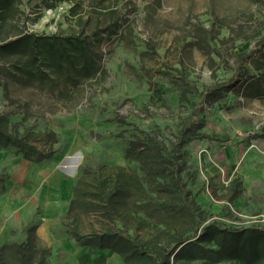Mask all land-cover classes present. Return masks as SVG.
<instances>
[{
  "label": "rangeland",
  "instance_id": "374dc122",
  "mask_svg": "<svg viewBox=\"0 0 264 264\" xmlns=\"http://www.w3.org/2000/svg\"><path fill=\"white\" fill-rule=\"evenodd\" d=\"M20 7L19 28L92 34L102 71L62 88L26 81L12 61L0 59V117L9 116V129L40 148L43 132L54 130L56 157L73 172L83 162L129 168L134 163L123 157L129 137L157 132L171 150L202 104L199 131L206 135L181 148L203 224L264 228V0H21ZM115 18L117 31L108 33ZM217 85L220 97L201 98ZM21 158L14 146L0 149V225H13V240L37 222V210L20 203L19 186L3 196ZM235 176L242 189L229 200ZM61 220L52 240L46 231L37 234L51 248L49 264H83L91 255L66 237ZM120 262L117 254L108 257L109 264Z\"/></svg>",
  "mask_w": 264,
  "mask_h": 264
},
{
  "label": "trees",
  "instance_id": "16d2710c",
  "mask_svg": "<svg viewBox=\"0 0 264 264\" xmlns=\"http://www.w3.org/2000/svg\"><path fill=\"white\" fill-rule=\"evenodd\" d=\"M20 1L0 0V59L12 61L15 74L65 88L102 71L92 34L82 29L44 34L19 28ZM77 9L78 2L68 14H77ZM117 26L115 18L108 33L116 32ZM221 87L209 88L201 98L220 97ZM205 111L199 104L193 126L181 132L171 150L157 132L129 137L123 150L124 159L134 163L129 168L118 163H100L95 168L88 162L78 165L60 225L66 237L91 255L83 264H109L111 254L120 257V264H264V228L222 225L215 220L203 224L204 210L188 186L181 147L206 135L199 131ZM8 121V115L0 117V149L14 146L32 161L57 159L54 130L43 132L46 145L40 148L30 143L28 134L9 129ZM230 181L228 199L233 200L242 182L236 176ZM36 227L37 222L29 224L23 238L0 244V264H49L51 248L41 243Z\"/></svg>",
  "mask_w": 264,
  "mask_h": 264
},
{
  "label": "crops",
  "instance_id": "0c3cea01",
  "mask_svg": "<svg viewBox=\"0 0 264 264\" xmlns=\"http://www.w3.org/2000/svg\"><path fill=\"white\" fill-rule=\"evenodd\" d=\"M60 160L61 158L57 157V159L32 161L22 157L17 162H13L9 180L4 183L6 190L3 196L6 199L7 191L15 184L24 191L20 203L27 207L29 205L28 210L29 208L37 210L36 232L41 234L46 231L50 240L54 238L55 225L59 223L60 218H63L68 208L77 170L73 172L61 166ZM8 223L0 225V244L12 237L10 228L13 225Z\"/></svg>",
  "mask_w": 264,
  "mask_h": 264
}]
</instances>
